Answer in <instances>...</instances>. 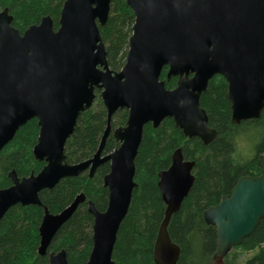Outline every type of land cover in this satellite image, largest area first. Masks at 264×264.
Masks as SVG:
<instances>
[{"label":"water","instance_id":"95a60500","mask_svg":"<svg viewBox=\"0 0 264 264\" xmlns=\"http://www.w3.org/2000/svg\"><path fill=\"white\" fill-rule=\"evenodd\" d=\"M126 1L135 22L119 71L109 66L100 31L108 21L111 0H65L57 28L46 15L23 32L13 25L8 8L0 12V153L21 126L37 118L40 129L33 154L45 162L29 176L9 173L12 184L0 186V220L17 204L42 205L40 192L61 179L85 171L92 177L109 162L103 180L107 208L100 211L88 202L94 221L86 264H114L117 234L137 186L135 159L146 124L157 127L170 117L185 136L210 143L218 133L209 125L200 98L217 74L228 83L233 123L260 118L264 109V0ZM166 66L167 80L178 77L174 88L161 79ZM96 89L107 110V127L94 156L71 164L66 142L81 112L93 105ZM119 109H127L128 118L125 126L112 131V116ZM111 132L119 145L104 154ZM258 163V176L240 177L230 196L203 213L207 224L216 227V261L264 218V154ZM194 168L195 161L185 159L178 148L171 165L158 174L166 208L154 246L156 264H176L179 259L180 246L172 241L168 226L194 183ZM84 201L81 193L58 213L44 207L39 254L48 253L59 228ZM48 256V264H69L65 250Z\"/></svg>","mask_w":264,"mask_h":264},{"label":"trees","instance_id":"16d2710c","mask_svg":"<svg viewBox=\"0 0 264 264\" xmlns=\"http://www.w3.org/2000/svg\"><path fill=\"white\" fill-rule=\"evenodd\" d=\"M108 21L100 27L107 50L109 66L119 71L127 57L129 38L135 22L133 10L126 0H111ZM65 0H0V12L9 9L13 25L23 32L32 24L49 15L54 26H59L61 9ZM168 66L161 79L167 88L177 86L178 77L167 80ZM93 105L81 112L73 134L66 142V160L73 164L90 159L97 152L107 127V110L96 89ZM201 106L209 117V125L217 130V137L205 144L199 137H187L173 118H165L157 127L148 123L135 159V187L127 215L123 219L113 251L114 264H156L154 246L164 217L166 204L162 198L159 172L167 169L172 154L182 149L184 158L195 161L194 183L176 213L172 215L168 231L172 241L180 246L176 264H213L217 249L216 227L204 219V211L217 205L224 196H230L233 187L242 176H258L261 173L258 159L264 154V109L261 117L232 122L228 83L222 75L213 76L200 98ZM127 109H119L112 116V131L125 126ZM37 118L29 120L16 132L14 138L0 153V186L12 184L9 173L15 170L19 177L38 173L45 165L33 154L39 136ZM242 134L249 140L254 155L233 158V138ZM112 132L107 138L103 153L118 147ZM110 171V163L100 165L91 177L89 171L61 179L56 186L44 189L39 196L42 205L17 204L0 220V264H48L49 252L65 250L69 264H86L93 239L94 216L88 210L92 201L100 211L108 205V190L104 176ZM83 193L85 201L59 228L46 255L39 254L40 224L44 207L58 213ZM233 249L255 253L238 262L237 255L228 254L226 264H264V218L254 231Z\"/></svg>","mask_w":264,"mask_h":264},{"label":"clouds","instance_id":"9594fccd","mask_svg":"<svg viewBox=\"0 0 264 264\" xmlns=\"http://www.w3.org/2000/svg\"><path fill=\"white\" fill-rule=\"evenodd\" d=\"M233 145L234 152L232 153V155L234 159L244 155L249 148V143L242 134H238L233 138Z\"/></svg>","mask_w":264,"mask_h":264},{"label":"rangeland","instance_id":"374dc122","mask_svg":"<svg viewBox=\"0 0 264 264\" xmlns=\"http://www.w3.org/2000/svg\"><path fill=\"white\" fill-rule=\"evenodd\" d=\"M247 141L249 143V140L248 139H247ZM253 155H254V153L252 151V147L249 144L248 151L244 154V156L245 157L246 156L252 157ZM229 253L230 254H233V255L236 254L237 255V258H238V262L240 263L242 260H245L246 258L251 257L255 253V251L244 252V251H239V250L232 249ZM213 264H226V262H225L224 259L221 262L214 260V263Z\"/></svg>","mask_w":264,"mask_h":264}]
</instances>
